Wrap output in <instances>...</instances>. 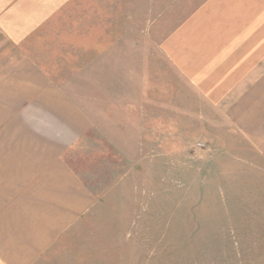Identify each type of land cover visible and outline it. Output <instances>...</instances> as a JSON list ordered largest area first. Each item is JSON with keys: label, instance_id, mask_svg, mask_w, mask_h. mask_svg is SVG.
<instances>
[{"label": "crops", "instance_id": "1", "mask_svg": "<svg viewBox=\"0 0 264 264\" xmlns=\"http://www.w3.org/2000/svg\"><path fill=\"white\" fill-rule=\"evenodd\" d=\"M126 8L0 0V264H35L96 208L80 169L96 135L124 156L156 152L195 98L205 129L222 120L264 153V0H204L146 47Z\"/></svg>", "mask_w": 264, "mask_h": 264}, {"label": "rangeland", "instance_id": "2", "mask_svg": "<svg viewBox=\"0 0 264 264\" xmlns=\"http://www.w3.org/2000/svg\"><path fill=\"white\" fill-rule=\"evenodd\" d=\"M124 1L146 47L204 0ZM191 106L156 152L124 156L99 135L83 144L96 151L83 178L101 197L35 264H264V153L225 135L222 120L205 129L200 103Z\"/></svg>", "mask_w": 264, "mask_h": 264}, {"label": "built area", "instance_id": "3", "mask_svg": "<svg viewBox=\"0 0 264 264\" xmlns=\"http://www.w3.org/2000/svg\"><path fill=\"white\" fill-rule=\"evenodd\" d=\"M196 147H198V148H203L204 146L202 145V144H196Z\"/></svg>", "mask_w": 264, "mask_h": 264}]
</instances>
